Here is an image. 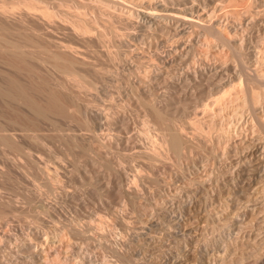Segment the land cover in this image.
I'll return each instance as SVG.
<instances>
[{
	"label": "rangeland",
	"instance_id": "374dc122",
	"mask_svg": "<svg viewBox=\"0 0 264 264\" xmlns=\"http://www.w3.org/2000/svg\"><path fill=\"white\" fill-rule=\"evenodd\" d=\"M27 1L0 0V196L19 209L0 207V262L263 264L251 95L244 107L232 86L218 104L209 93L239 79L248 95L242 72L264 73V0L198 8L239 53L191 21L139 27L138 12L158 13L160 0ZM30 35L49 46L26 44ZM166 102L163 122L155 109ZM223 123L231 133L221 139ZM173 132L179 154L166 141Z\"/></svg>",
	"mask_w": 264,
	"mask_h": 264
},
{
	"label": "bare ground",
	"instance_id": "6f19581e",
	"mask_svg": "<svg viewBox=\"0 0 264 264\" xmlns=\"http://www.w3.org/2000/svg\"><path fill=\"white\" fill-rule=\"evenodd\" d=\"M170 2H168V0H160L159 2H157V5H156V10H157V8H158V13H152V12H142V14H140V12H138V16H137V18H138V21L136 22L137 23V25L139 26V27H141V28H144V27H148V26H150V27H152V25L153 24H156V25H162V26H164L167 30H170L171 32H172V30H171V28L172 29H174V27L176 26V24L175 23H173V21L174 22H176V20H184V21H186V22H193V23H195V24H197V25H199L201 28H203L204 29V31L205 32H209V33H212V34H214V35H216V39L218 38L219 39V41H222L221 43L222 44H224L225 46H227V47H229V48H231L235 53H239L238 52V50H236V48H235V45L232 43V41L228 38V37H226L225 35H224V31L222 30V29H219L215 24H204L201 20H198L197 19V16H196V13H200V9H198V8H200V7H202V8H207L210 4H211V2H213L214 0H169ZM216 1V0H215ZM27 4H30V5H35V3H34V1L33 0H28L27 1ZM46 4V3H45ZM106 4H108V6H112V5H110L109 3H106ZM29 5V6H30ZM29 8H31V7H29ZM198 9V10H197ZM122 10H124L123 8H122ZM116 12H118V8H116ZM44 14L47 16V17H49V18H52L53 16H55L56 15V12H52V11H44ZM111 15V14H110ZM134 14H132V16H133ZM85 21V20H84ZM83 21V22H84ZM178 22V21H177ZM176 22V23H177ZM185 22V23H186ZM88 25V24H87ZM175 25V26H174ZM1 27L0 28H2V25H0ZM81 26H82V24H81ZM179 26V25H178ZM91 27V26H90ZM156 27V26H155ZM158 28V27H157ZM157 28H156V30H157ZM2 29H4V27L2 28ZM85 30H89V28L88 27H86L85 26V28H84ZM92 29V28H91ZM176 29H178V27L176 28ZM181 30H176L175 32H174V35H179V34H181L184 30H182V28H180ZM185 29V28H184ZM1 30V29H0ZM155 30V29H154ZM152 32V31H151ZM34 33V32H33ZM34 35V38H36V35L35 34H33ZM31 37H32V39H31ZM29 38H30V40H26L27 42H26V44L28 43V42H30V41H34V44L31 42V45L33 44L34 46L37 44L38 45V43H40L38 40H36V41H38V43L37 42H35V40L33 39V36H29ZM28 37H27V39H29ZM172 38V37H171ZM60 41V40H59ZM42 42L43 41H41V43L40 44H42ZM46 42V41H45ZM61 42H63L62 40H61ZM44 43V42H43ZM48 43V42H47ZM46 43V44H47ZM54 43H56L55 42V40H54V42H53V44ZM25 44V45H26ZM30 44V43H29ZM28 44V46H31V45H29ZM39 44V45H40ZM45 43H44V45L42 44V46L43 47H45V45H46ZM49 44L50 43H48L47 45L49 46ZM52 44V45H53ZM58 44V43H57ZM57 44H55L56 46H52V49L54 50V48L55 49H58L57 47H61V45L60 46H57ZM14 45V44H13ZM12 45V46H13ZM18 45V44H17ZM36 45V46H37ZM46 45V46H47ZM59 45V44H58ZM19 46V45H18ZM18 46H13V47H18ZM27 46V45H26ZM41 46V45H40ZM63 46V45H62ZM64 47H66V46H64ZM63 47V48H64ZM183 47V46H182ZM20 48H21V46H20ZM46 48V47H45ZM48 48V47H47ZM63 48H60V49H63ZM17 49H19V47L17 48ZM21 49H22V51H21ZM21 49H19L20 51H17V53H18V55H19V57L23 60V61H25V51H24V49H23V47L21 48ZM72 49V48H71ZM49 50H51V47L49 48ZM53 50H51V51H53ZM153 53H155V52H153ZM170 54V53H169ZM168 54V55H169ZM172 54V53H171ZM183 54V53H182ZM165 55V54H164ZM172 56V55H171ZM171 56L169 57V58H171ZM57 57L59 58V57H61V56H59V55H57ZM160 57V56H159ZM158 56H157V59H160ZM166 59V58H165ZM162 60H163V58H162ZM167 60V59H166ZM171 60H172V58H171ZM164 61V60H163ZM176 61V60H175ZM165 62V61H164ZM168 62V61H167ZM159 63V62H158ZM172 63L174 64L175 62H173L172 61ZM166 64V63H165ZM169 64V63H168ZM172 64V65H173ZM159 65V64H158ZM165 66H167V65H165ZM244 72H246L245 74H246V76L244 75ZM244 72H242L243 73V75H241L240 77L241 78H246L247 77V79H246V81H247V84L245 85V88H243L241 91H244V92H248L249 94L248 95H246V93L244 94V96L242 95H240V88H239V86L241 87V85H238V81H239V79L238 80H236V79H232L231 81H227L226 83H221V85H215L216 87H214L213 89H211V92L209 93V96H210V98H212V100L210 101L212 104H218V103H220L221 101H223V100H225V95L228 93H231L232 92V89H230L231 87L230 86H232L233 87V89L234 90H236V98L237 99H239L240 101H244V104L243 103H240V104H242V105H244V107H247V105H248V99L249 98H247V96H249V95H251V97H250V100H251V104L253 105V107H252V109H253V111L251 112L250 111V113H252V117L253 118H251V119H253L254 121H255V127L257 126L258 127V129H259V132H260V137H261V141L260 142H258V144L256 145V147H255V153H256V159H255V164L252 162V161H254L253 159H252V161H251V164L253 163L254 165H255V169H254V172H255V174L257 175V178H256V176H254L255 178H256V180H257V184H258V187H255L256 189H257V193H254V194H252V195H255L256 197H257V195L259 196L260 195V193L261 192H263L264 193V73H258V72H250V70H247V68H246V70L244 71ZM198 73V72H197ZM195 74V73H194ZM186 75V74H185ZM198 75V74H197ZM195 76V75H194ZM188 77V76H187ZM196 77V76H195ZM236 78V77H235ZM194 79H190V81H193ZM259 82L260 83V85H261V88L258 90V91H256V89H254V87L252 88L251 87V85H252V82ZM195 82H198V80H196ZM242 82H244L245 83V81H243L242 80ZM91 84V83H90ZM90 84H87V85H89L90 86ZM242 84V83H241ZM92 85V84H91ZM230 87V88H229ZM247 90V91H246ZM225 95H224V94ZM9 94V93H8ZM223 94V95H222ZM235 94V93H234ZM242 94V93H241ZM10 95V94H9ZM18 96L21 98V100L23 101V102H25L29 107H31L33 110H36L38 113H42V110H41V108L38 106V104H37V102H36V100L35 99H33L32 97H30L26 92H25V90L22 88V87H19V89H18ZM245 97V98H244ZM173 99L174 98H171L170 99V101L172 102L173 101ZM169 102V101H168ZM170 102V103H171ZM209 102V101H208ZM160 103V102H159ZM169 103V104H170ZM210 103V104H211ZM162 105L164 104V103H161ZM250 104V103H249ZM207 106H209V103H207ZM206 106V107H207ZM248 106H250V105H248ZM58 107V111L59 112H62V113H67V109L64 107V106H57ZM154 107H157V106H154L153 105V108ZM152 108V109H153ZM168 109V110H166V113H167V111H169L170 109H171V107L169 108V105H168V103L166 102L165 104H164V106H161V107H157L155 110H157L158 109V113L156 112V114H158L157 116H158V118H160L163 122H165L164 121V119L165 118H169V117H164V113H161L164 109ZM249 108V107H248ZM153 109V110H154ZM210 109V108H209ZM247 109V108H246ZM250 109V108H249ZM249 109H247V112L249 111ZM102 112V111H101ZM169 113V112H168ZM166 116H168V114H165ZM250 115V114H249ZM248 118V117H247ZM166 120H168V119H166ZM250 120V119H249ZM252 120V121H253ZM247 121V120H246ZM251 121V122H252ZM101 122H103V121H101ZM102 124V123H101ZM224 124V125H223ZM221 126H219V127H217V128H219L220 130H219V134H218V136L219 137H221V139L222 138H224L225 136H228V134L227 133H231V131H230V129H229V127L230 126H227V125H225V123H223ZM227 124V123H226ZM208 125V124H207ZM103 126V125H102ZM3 128V127H2ZM203 128V127H202ZM201 128V129H202ZM209 128L211 129V128H216V122H213V123H209ZM231 128V127H230ZM5 129V128H4ZM102 129V128H101ZM234 129H236L235 128V125H234ZM23 131H24V128L22 129ZM233 130V129H232ZM229 133V134H230ZM0 134H2V133H0ZM7 134V133H6ZM5 134V135H6ZM172 134V133H171ZM179 133H177V134H175L174 132H173V134H172V137H170V139H169V137H168V139L169 140H166L167 141V143H169V148H171V150L173 149L175 152H177V154H179L181 151V147H182V145L184 144L185 145V142H184V140H182L181 141V137H182V135H178ZM227 134V135H226ZM12 135V134H11ZM4 136V135H3ZM3 136H2V140H4L5 139V136H4V139H3ZM7 136H8V134H7ZM6 136V137H7ZM180 136V137H179ZM9 137V136H8ZM11 137V136H10ZM7 139V138H6ZM5 139V140H6ZM9 139V138H8ZM220 139V140H221ZM4 140V141H5ZM8 141H12L11 139L10 140H8ZM7 140H6V142H8ZM14 142V141H13ZM182 142H184V143H182ZM5 143V142H4ZM166 143V142H165ZM219 143V142H218ZM183 145V146H184ZM183 148V147H182ZM184 149V148H183ZM253 150H254V148H252ZM172 150V151H173ZM170 151V150H169ZM173 151V152H174ZM251 151V150H250ZM179 152V153H178ZM244 153V152H243ZM246 153V152H245ZM245 153L243 154L244 155V157H245ZM252 154H254L253 152H252ZM253 156L254 155H252L251 157L253 158ZM242 157V156H241ZM243 158V157H242ZM249 159V158H248ZM246 160H247V158H246ZM245 160V161H246ZM250 161V160H249ZM248 161V164H250V162ZM245 163V162H244ZM246 164V163H245ZM251 164L249 165V166H251ZM242 166V165H241ZM248 165L246 164V167H247ZM253 166V165H252ZM240 167V166H239ZM249 168V167H248ZM253 168V167H252ZM252 172V171H251ZM241 173V172H240ZM249 173V172H248ZM250 175V174H249ZM248 175V176H249ZM243 177V176H242ZM250 177V176H249ZM253 178V177H252ZM251 179V178H250ZM241 180V179H240ZM235 181V180H234ZM242 181V180H241ZM250 181V180H249ZM248 181V182H249ZM230 182H232V181H230ZM235 183V182H234ZM246 183V182H245ZM236 184V183H235ZM239 184H240V182H239ZM238 184V185H239ZM253 184H254V182H253ZM246 185V184H245ZM245 185H243V186H245ZM249 185H251V182L249 183ZM259 185H261L260 187H259ZM228 186V185H227ZM237 186V185H236ZM253 186V185H252ZM228 188V187H227ZM250 188V187H249ZM234 189V188H233ZM236 189V188H235ZM242 189H244V188H242ZM255 189V190H256ZM263 189V190H262ZM254 190V189H253ZM254 190V191H255ZM245 191V190H244ZM243 191V192H244ZM235 192V191H234ZM247 192V191H246ZM250 191H248V193H249ZM253 192V191H252ZM239 193V192H238ZM245 193V192H244ZM244 193H242L243 195H241L240 197L238 196V198H240V200H242L243 201V199H245L244 198ZM1 194V193H0ZM228 194H229V191H228ZM241 194V193H240ZM251 194V193H250ZM249 194V195H250ZM233 195V194H232ZM246 195H247V193H246ZM235 196V195H234ZM255 196H252V197H255ZM247 197V196H246ZM250 197V196H249ZM230 198V197H229ZM232 198V197H231ZM237 198V199H238ZM233 199V198H232ZM232 199H231V201H232ZM236 199V200H237ZM9 201H7V204L5 203V201L6 200H4L3 201V198H2V196H0V207H2V208H4L5 210H7V212L6 213H8V215H14L15 214V212L16 211H18L19 209H18V207H17V205H16V203H15V200L13 201V200H10V199H8ZM17 200V199H16ZM234 200V199H233ZM251 200V199H250ZM250 200H249V198H248V201L250 202ZM229 201H230V199H229ZM248 201H247V204H248ZM237 202V201H236ZM240 203V202H239ZM238 203V204H239ZM244 203H246V202H244ZM243 203V204H244ZM227 204V203H226ZM229 204H230V202H229ZM242 204V206H247V204H245V205H243ZM8 206V207H7ZM236 206V205H235ZM241 206V207H242ZM238 208V207H237ZM239 214V213H238ZM4 219H6V222L7 221H9L10 220V218L9 217H7V218H4ZM175 219V218H174ZM178 219V218H177ZM177 219H175V221L177 220ZM10 223V222H9ZM1 231V230H0ZM231 233V232H230ZM230 235V234H229ZM4 236V235H3ZM2 236V237H3ZM0 239H1V236H0ZM2 240V239H1ZM28 257V256H27ZM31 257V256H30ZM33 257V256H32ZM262 257H263V259H262V263H263V261H264V253H263V255H262ZM261 257V258H262ZM31 259V258H30ZM181 261V260H180ZM249 262V261H248ZM247 262V263H248ZM1 263V262H0ZM5 263V262H4ZM181 263V262H180ZM242 263V262H241ZM246 263V262H245ZM245 263H242V264H245ZM251 263H253V261H251ZM2 264V263H1ZM13 264V263H12ZM179 264V263H178ZM250 264V263H249ZM264 264V263H263Z\"/></svg>",
	"mask_w": 264,
	"mask_h": 264
}]
</instances>
